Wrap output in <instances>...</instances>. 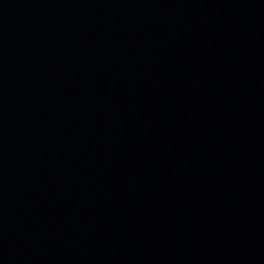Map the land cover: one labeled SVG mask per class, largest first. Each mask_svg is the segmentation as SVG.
Listing matches in <instances>:
<instances>
[{"label":"water","instance_id":"obj_1","mask_svg":"<svg viewBox=\"0 0 264 264\" xmlns=\"http://www.w3.org/2000/svg\"><path fill=\"white\" fill-rule=\"evenodd\" d=\"M0 264H264V0H0Z\"/></svg>","mask_w":264,"mask_h":264}]
</instances>
